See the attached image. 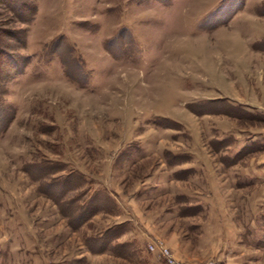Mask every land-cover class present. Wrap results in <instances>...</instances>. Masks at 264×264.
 <instances>
[{
  "label": "rangeland",
  "instance_id": "rangeland-1",
  "mask_svg": "<svg viewBox=\"0 0 264 264\" xmlns=\"http://www.w3.org/2000/svg\"><path fill=\"white\" fill-rule=\"evenodd\" d=\"M0 1V264H264V0Z\"/></svg>",
  "mask_w": 264,
  "mask_h": 264
},
{
  "label": "trees",
  "instance_id": "trees-1",
  "mask_svg": "<svg viewBox=\"0 0 264 264\" xmlns=\"http://www.w3.org/2000/svg\"><path fill=\"white\" fill-rule=\"evenodd\" d=\"M1 2V1H0ZM29 5V4H28ZM25 5V9L27 10V12L31 13V18L29 19V22L32 21V18H34L36 11H37V6L36 5ZM8 6V5H6ZM13 13H16L15 11V7L9 8ZM5 31L2 30V28L0 27V85L1 83L5 82L8 78L11 77V74L7 73V71H5L4 65H5V61L9 63V67L11 68L10 70H12V75H19L21 73H23L24 68L26 67V64L29 62V56H21L19 54H15V53H11L8 50H11L8 45H4L6 43H4L3 39H2V33L4 35H6L4 33ZM11 38L18 34V38L17 40L19 41V45H21V47H25L26 45V34L24 30H15V31H11ZM15 37V36H14ZM18 61V62H17ZM4 93L3 88L0 87V122L2 123V125H0V134H2L8 124L11 122L12 118H14V111L13 109H11L10 107L8 108L5 103L3 98L1 97V94ZM38 166L39 170L41 171L42 175L45 173H54L55 171L58 170H66L65 168L62 167H57L55 168V166H45V167H41ZM59 168V169H58ZM35 169V168H33ZM70 174L66 175L64 178H53L51 179V181H48L45 183V190L43 191V193L47 196H49L50 198H52L53 200H55V202H57L63 209L68 210V205L69 203L73 202L74 200L72 199H68L67 198V194L71 191V189L74 188V183L71 180V175ZM78 182L82 183L83 179V175H80V177L78 178ZM84 185L88 184V181H83ZM58 186V189L54 188V187ZM89 192L90 189H85L82 194H80L77 199L81 200L83 203L79 206V211H78V222H77V227L81 224H84L88 219H89V212L91 214L92 211H94L92 215L96 214L97 212H99L101 210V208H95V195L91 194L90 198L85 199L86 196H89ZM92 196V198H91ZM111 198L110 196H107V198ZM76 227V228H77ZM124 225L123 224H119V225H115L113 228H111L106 234H101V236L97 237L98 241H103L102 236H105L104 238L107 239L108 237H110V239L107 240V243L104 245V247H102L103 249H101L100 251H104L109 249L112 246V242L116 239H118L119 237H121V235L124 234ZM104 239V240H105ZM109 241V244H108ZM108 244V245H107ZM110 246V247H109ZM95 249V248H94Z\"/></svg>",
  "mask_w": 264,
  "mask_h": 264
},
{
  "label": "built area",
  "instance_id": "built-area-1",
  "mask_svg": "<svg viewBox=\"0 0 264 264\" xmlns=\"http://www.w3.org/2000/svg\"><path fill=\"white\" fill-rule=\"evenodd\" d=\"M150 248L154 251L157 249L153 244L150 245ZM161 255L165 260V264H187L186 262L175 258L167 248L162 249Z\"/></svg>",
  "mask_w": 264,
  "mask_h": 264
}]
</instances>
